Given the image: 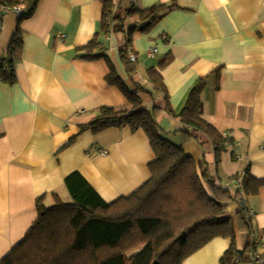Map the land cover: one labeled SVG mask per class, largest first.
<instances>
[{"label":"crops","instance_id":"crops-1","mask_svg":"<svg viewBox=\"0 0 264 264\" xmlns=\"http://www.w3.org/2000/svg\"><path fill=\"white\" fill-rule=\"evenodd\" d=\"M112 1L122 10L129 5L166 10L147 32L139 30L144 22L135 16L124 20L123 32L104 35L100 0H39L33 15L20 23L15 83L0 79V260L35 221L39 198L46 207L57 198L71 202L64 181L72 173H79L106 203L129 196L150 178L154 154L142 130L79 133V126L102 107L131 109L118 88L106 82L104 60L78 57V48L94 36L118 76L152 112L160 133L181 144L218 184L234 176L241 180L245 170L264 181V0ZM16 26L14 13L4 15L0 61L10 57ZM131 27L126 56L134 55L135 61L126 65L119 48ZM152 48L156 53L148 57ZM148 70L156 71L160 81L152 83ZM200 80L203 120L230 136L229 151L217 166L212 143L185 141L177 132L179 119L168 113L182 111ZM243 208L246 219L251 214L249 228L237 217L238 204L228 203L226 211L235 226V248L245 251L248 260L249 229L259 242L256 252L264 255V186L244 199ZM229 244V239L215 238L183 264H221Z\"/></svg>","mask_w":264,"mask_h":264},{"label":"trees","instance_id":"trees-1","mask_svg":"<svg viewBox=\"0 0 264 264\" xmlns=\"http://www.w3.org/2000/svg\"><path fill=\"white\" fill-rule=\"evenodd\" d=\"M100 1V31L104 35L123 32L124 20L135 16L144 22L139 30L147 32L166 10L162 5L143 10L129 5L122 10L115 8L112 0ZM38 2L0 0V25L7 13L17 17L8 67L0 63V79L8 84L15 83L13 52L22 42L20 23L33 15ZM133 28L127 29V41L119 48L126 65L131 64L126 53ZM78 52L81 53L78 57L85 60H104L109 69L106 82L118 88L131 106L128 112L102 107L89 123L79 126V133L89 131L97 135L123 127L133 132L142 130L154 154L149 164L150 178L129 196L106 203L79 173H72L64 181L71 202L64 203L57 198L54 205L46 207L39 198L35 221L0 264H183L215 238L230 241L221 264H235L236 257L240 258L238 264H248L245 251L235 248V226L226 207L228 203L238 204L237 217L249 228L250 216L246 219L242 215L244 199L257 195L264 181L253 178L245 170L240 189L218 184L207 170H202L199 162L184 153L181 144L170 142L160 133L152 112L142 105L136 90H131L118 76L96 36L78 48ZM167 61L163 60L160 65ZM147 74L152 83L160 81L156 71L148 70ZM203 88L204 80H200L182 111L174 115L168 109V113L179 119L182 127L177 132L184 140L203 143L201 138H204L212 143L217 166L226 146L222 134L202 118L200 93Z\"/></svg>","mask_w":264,"mask_h":264},{"label":"built area","instance_id":"built-area-1","mask_svg":"<svg viewBox=\"0 0 264 264\" xmlns=\"http://www.w3.org/2000/svg\"><path fill=\"white\" fill-rule=\"evenodd\" d=\"M14 11L19 12L18 9H15ZM64 37H65L64 35L58 36L59 40H63ZM155 53H156V48H152L151 50L148 51V57H153ZM129 60H130V62H134L135 61L134 55L130 54ZM7 61H8V58H5V59L1 60L0 63L4 67H8ZM223 138H224V144H226V145L229 144L230 136L227 134H224ZM99 153L101 155H105L106 151H99ZM239 183H240V179L233 177L225 184V186L228 188H232V189H240L241 185ZM249 235H250V244H249L250 258H249L248 264H264V255H260L259 253L256 252V248H257V245L259 242H258V239H255V236H254L251 229H249ZM239 260H240V258L236 257L235 258V264H238Z\"/></svg>","mask_w":264,"mask_h":264},{"label":"rangeland","instance_id":"rangeland-1","mask_svg":"<svg viewBox=\"0 0 264 264\" xmlns=\"http://www.w3.org/2000/svg\"><path fill=\"white\" fill-rule=\"evenodd\" d=\"M163 136L166 137L170 142H172V143H174V144L177 143V142H173L174 140H173L170 136H167V135H164V134H163ZM228 151H229V149L226 150L224 153H228ZM224 153H223V155H224ZM229 162H230V161H229ZM218 171L221 172L220 167L218 168ZM219 172H218V174L221 175V173H219Z\"/></svg>","mask_w":264,"mask_h":264},{"label":"water","instance_id":"water-1","mask_svg":"<svg viewBox=\"0 0 264 264\" xmlns=\"http://www.w3.org/2000/svg\"><path fill=\"white\" fill-rule=\"evenodd\" d=\"M153 264H156V262H154Z\"/></svg>","mask_w":264,"mask_h":264}]
</instances>
